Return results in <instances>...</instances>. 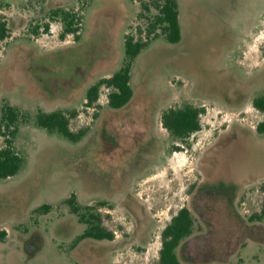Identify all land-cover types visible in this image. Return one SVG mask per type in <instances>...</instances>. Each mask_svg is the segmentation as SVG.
<instances>
[{"label":"rangeland","instance_id":"rangeland-1","mask_svg":"<svg viewBox=\"0 0 264 264\" xmlns=\"http://www.w3.org/2000/svg\"><path fill=\"white\" fill-rule=\"evenodd\" d=\"M141 1L0 0V119L6 105L20 112L12 141L26 160L0 181V264H158L182 208L194 221L176 251L183 264H264V220L250 219L264 204V113L253 106L264 95V0H178L183 38L152 37L147 49L162 48L136 59L130 103L111 109L104 87L88 106L89 88L123 65L127 35L144 37ZM58 9L77 33L63 36ZM186 105L204 112L180 140L162 115ZM58 110L76 113L81 141L36 126L39 111ZM72 195L114 240L78 241L88 225Z\"/></svg>","mask_w":264,"mask_h":264},{"label":"trees","instance_id":"trees-1","mask_svg":"<svg viewBox=\"0 0 264 264\" xmlns=\"http://www.w3.org/2000/svg\"><path fill=\"white\" fill-rule=\"evenodd\" d=\"M141 9L147 14L144 30L141 32L144 37L137 39L134 35L128 34L125 38L124 52L125 60L123 65L110 77L102 78L97 84L91 86L87 92V105L92 106L99 97L100 90L107 88L108 106L111 109L119 110L126 107L133 98V88L131 86V71L135 59L145 50L150 40L154 36H159L158 30L162 29L165 39L176 44L181 40V30L179 24V12L177 0H143ZM156 11L151 16L152 11ZM143 13L140 14L143 17ZM54 17L62 16L65 24L64 35L77 33L74 28L75 16L71 12H65L61 9L53 12ZM0 41L6 36V24L0 23ZM253 106L264 113V95L258 96L253 101ZM204 109L192 105L185 107L170 108L162 115L163 127L170 134L180 140H186L192 134L201 129L200 116ZM76 113L67 115L64 111L53 112L39 111L35 118L36 126L43 129L48 134H58L71 142L81 141L85 135V130L75 133L70 129V119L75 117ZM20 122V112L11 105H6L2 109L0 119V135L4 137V145L0 146V181L17 176L25 167L26 160L13 148L12 138L17 132ZM259 134H264V121L258 124L256 128ZM264 190V185H263ZM67 205L71 212L79 217L80 223H85L88 228L78 238V241L94 239L98 241L114 240V234L107 231L100 223L99 217L94 213L88 212L91 206L83 207L77 203L75 195L67 200ZM107 202L99 203L101 207H108ZM50 205H43L38 208V212L44 214L50 211ZM251 221L264 220V204L259 214L253 215ZM194 231V221L187 208H182L176 216L172 218L171 223L162 232V246L159 252L158 264H183L178 256L177 249L183 240L190 237ZM6 232L0 230V241H3Z\"/></svg>","mask_w":264,"mask_h":264},{"label":"crops","instance_id":"crops-1","mask_svg":"<svg viewBox=\"0 0 264 264\" xmlns=\"http://www.w3.org/2000/svg\"><path fill=\"white\" fill-rule=\"evenodd\" d=\"M177 3H178V12H179V16H178V18H179V24H180V30H181V39L183 38V31H182V24H181V13H180V11H179V9H180V6H179V2H178V0H177ZM169 43V42H168ZM169 44H171V43H169ZM159 48H162V46H160V47H158V45H153V46H151L150 48H146V50H144L138 57H139V59L141 58V56L143 55V53H149L150 51H153V50H155V49H159ZM137 57V58H138ZM136 58V59H137ZM136 59H135V61H136ZM135 61H134V63H135ZM139 62V61H138ZM134 63H133V66H134ZM137 65H138V63H137ZM133 66H132V70H133ZM135 74H133L132 73V71H131V86H132V81H133V76H134ZM133 88V87H132ZM133 96H134V90H133Z\"/></svg>","mask_w":264,"mask_h":264}]
</instances>
